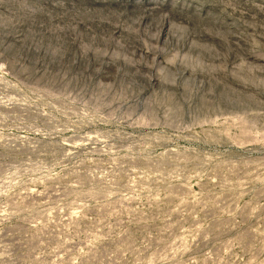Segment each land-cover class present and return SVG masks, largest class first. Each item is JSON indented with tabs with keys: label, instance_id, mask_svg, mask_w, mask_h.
I'll use <instances>...</instances> for the list:
<instances>
[{
	"label": "clouds",
	"instance_id": "clouds-1",
	"mask_svg": "<svg viewBox=\"0 0 264 264\" xmlns=\"http://www.w3.org/2000/svg\"><path fill=\"white\" fill-rule=\"evenodd\" d=\"M0 264H264V0H0Z\"/></svg>",
	"mask_w": 264,
	"mask_h": 264
}]
</instances>
